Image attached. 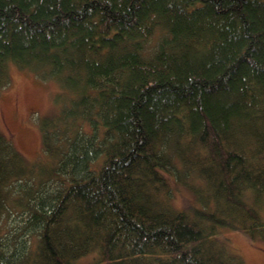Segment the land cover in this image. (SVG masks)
I'll return each instance as SVG.
<instances>
[{
    "label": "trees",
    "instance_id": "obj_1",
    "mask_svg": "<svg viewBox=\"0 0 264 264\" xmlns=\"http://www.w3.org/2000/svg\"><path fill=\"white\" fill-rule=\"evenodd\" d=\"M11 65L68 95L40 157L0 130V264H246L227 231L264 240V0H0V91Z\"/></svg>",
    "mask_w": 264,
    "mask_h": 264
},
{
    "label": "rangeland",
    "instance_id": "obj_2",
    "mask_svg": "<svg viewBox=\"0 0 264 264\" xmlns=\"http://www.w3.org/2000/svg\"><path fill=\"white\" fill-rule=\"evenodd\" d=\"M10 75L9 85L0 91V130L28 160H34L42 155L40 122L66 102L68 92L56 82L42 80L32 71L15 65L10 66ZM175 193L173 203L177 207H187L193 200V192L186 186L178 185ZM227 233L231 248L241 254L246 264H264V240L252 239L235 229Z\"/></svg>",
    "mask_w": 264,
    "mask_h": 264
}]
</instances>
